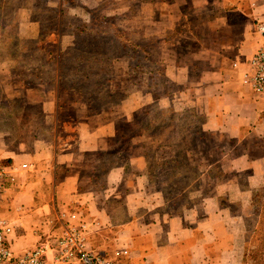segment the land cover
<instances>
[{"label": "rangeland", "instance_id": "1", "mask_svg": "<svg viewBox=\"0 0 264 264\" xmlns=\"http://www.w3.org/2000/svg\"><path fill=\"white\" fill-rule=\"evenodd\" d=\"M218 13L209 7L200 19ZM197 14L187 15L189 32ZM138 27L74 0H0V120L61 148L106 136L107 150L93 155L101 162L84 167L99 169L98 185L120 165L133 183L146 177L142 204L165 216L192 221L219 204L244 243L242 264H264V178L248 182L230 147L202 140L204 102L186 79L192 57L180 53L188 31Z\"/></svg>", "mask_w": 264, "mask_h": 264}, {"label": "crops", "instance_id": "2", "mask_svg": "<svg viewBox=\"0 0 264 264\" xmlns=\"http://www.w3.org/2000/svg\"><path fill=\"white\" fill-rule=\"evenodd\" d=\"M74 1L105 16L133 19L139 30L144 24L155 34L179 26L188 31L180 53L195 66H188L186 79L198 81L204 102L201 130L209 135L202 140L230 147L229 161L236 171L249 172L248 182L264 178V100L243 83L248 61L264 48V0ZM209 7L219 13L201 20ZM191 12L200 20L189 32ZM106 138L87 144L83 137L75 149L61 148L39 133L14 135L0 120V162L12 170L0 194V221L12 229L8 239L16 255L83 221L87 246L117 264H242L244 243L226 227L219 204L203 205L202 217L192 221L165 216L158 205L142 204L146 177L139 174L133 183L116 165L98 185L99 169L85 173L87 161L107 150Z\"/></svg>", "mask_w": 264, "mask_h": 264}, {"label": "built area", "instance_id": "3", "mask_svg": "<svg viewBox=\"0 0 264 264\" xmlns=\"http://www.w3.org/2000/svg\"><path fill=\"white\" fill-rule=\"evenodd\" d=\"M243 83L264 100V48H260L248 61ZM11 173V168L0 162V194L5 191L8 180H12ZM11 230L0 221V264H117L87 246L84 236L86 223L83 221L20 255L11 249L8 239Z\"/></svg>", "mask_w": 264, "mask_h": 264}]
</instances>
